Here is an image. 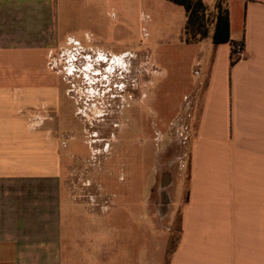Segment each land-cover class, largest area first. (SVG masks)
<instances>
[{"label": "crops", "instance_id": "crops-1", "mask_svg": "<svg viewBox=\"0 0 264 264\" xmlns=\"http://www.w3.org/2000/svg\"><path fill=\"white\" fill-rule=\"evenodd\" d=\"M201 1L213 17L220 1L230 42L212 44L185 109L184 197L167 264H264V0ZM50 6L51 0H0V55L22 52L49 62L56 41ZM236 43L243 57L233 61ZM36 78L21 86L0 80V264H98L99 219L110 200L100 188L104 206L67 208L59 81ZM160 183L168 188L171 176ZM164 200L163 218L172 220L174 200Z\"/></svg>", "mask_w": 264, "mask_h": 264}, {"label": "rangeland", "instance_id": "rangeland-1", "mask_svg": "<svg viewBox=\"0 0 264 264\" xmlns=\"http://www.w3.org/2000/svg\"><path fill=\"white\" fill-rule=\"evenodd\" d=\"M50 9L56 41L49 62L22 52L2 54L0 80L17 86L41 76L59 81L58 119L64 128L75 129V133L59 135L62 162L67 165L66 206L106 204L100 188L110 200L107 216L99 219L98 264H167L177 240V217L184 197V181L180 184L179 176L185 174L189 140L185 109L202 80L212 49L210 36L187 42L184 10L168 0H51ZM207 15H212L209 10ZM231 25L240 31L239 20L232 18ZM69 39L96 55L116 56L124 67L119 77L124 73L125 84L140 85L139 90L135 85V91L122 96L120 128L112 135L81 134L77 128L76 110L64 97V76L58 68L72 56L60 52L70 47ZM81 87L74 84L77 92ZM115 105L111 104L113 109ZM76 107L81 110L80 105ZM165 174L171 176L172 184L163 189L160 182ZM165 195L174 200L172 220L163 218Z\"/></svg>", "mask_w": 264, "mask_h": 264}, {"label": "flooded vegetation", "instance_id": "flooded-vegetation-1", "mask_svg": "<svg viewBox=\"0 0 264 264\" xmlns=\"http://www.w3.org/2000/svg\"><path fill=\"white\" fill-rule=\"evenodd\" d=\"M68 44L70 47L62 48L60 52H68L72 56L64 60L66 62L64 66L61 63L60 67H57L60 68L61 74L64 76L61 80L65 85V95L76 110L73 112V117L77 128L81 134L112 135L120 128L118 120L125 105L122 96L129 90L135 91L134 86L137 84L135 82L125 84L124 76L126 75L124 73L123 77H119L122 75L123 66L115 60L116 56L96 55L94 50L84 49L78 42L70 39ZM66 66L69 67V73H66ZM74 84L85 88L81 87L80 92H77ZM66 85L69 88L66 89ZM139 89L140 85H137L136 90ZM82 91L85 94H81ZM111 104H116V109H113ZM79 105L81 110L76 107ZM94 109H97L98 113ZM65 129V132L75 133V129H72L71 126ZM71 140V138L66 139V141Z\"/></svg>", "mask_w": 264, "mask_h": 264}, {"label": "trees", "instance_id": "trees-1", "mask_svg": "<svg viewBox=\"0 0 264 264\" xmlns=\"http://www.w3.org/2000/svg\"><path fill=\"white\" fill-rule=\"evenodd\" d=\"M183 8L186 21L183 31L188 35L187 42H196L205 39L212 29L211 43L215 46L220 43H229L228 16L221 9L220 1L214 5L216 15L208 17V9L201 0H168ZM233 45L231 54L233 57ZM233 61H235L233 57Z\"/></svg>", "mask_w": 264, "mask_h": 264}, {"label": "built area", "instance_id": "built-area-1", "mask_svg": "<svg viewBox=\"0 0 264 264\" xmlns=\"http://www.w3.org/2000/svg\"><path fill=\"white\" fill-rule=\"evenodd\" d=\"M233 57L235 60H239L243 57V45L236 43L233 45Z\"/></svg>", "mask_w": 264, "mask_h": 264}]
</instances>
